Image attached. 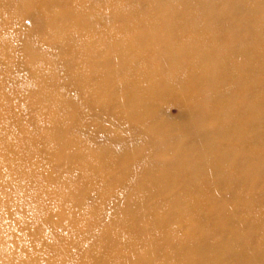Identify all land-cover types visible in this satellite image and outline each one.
Instances as JSON below:
<instances>
[{
    "label": "bare ground",
    "instance_id": "obj_1",
    "mask_svg": "<svg viewBox=\"0 0 264 264\" xmlns=\"http://www.w3.org/2000/svg\"><path fill=\"white\" fill-rule=\"evenodd\" d=\"M15 1L37 0H0V264H19L14 247L33 264H264V0H99V22L82 5L51 13L67 83L142 125L122 145L82 133L59 61L28 32L3 38ZM155 95L179 100L180 129L155 117Z\"/></svg>",
    "mask_w": 264,
    "mask_h": 264
},
{
    "label": "rangeland",
    "instance_id": "obj_2",
    "mask_svg": "<svg viewBox=\"0 0 264 264\" xmlns=\"http://www.w3.org/2000/svg\"><path fill=\"white\" fill-rule=\"evenodd\" d=\"M39 1L40 0H37L29 8L25 9V11L22 10L23 7L16 5L18 2L15 1L13 4L14 7L10 10L9 16H7L5 35L3 38L13 43H19L22 41L21 32H28L33 39L34 45L37 47V50L41 52H49L53 59L59 61V67L57 70L59 91L63 96V99L72 100V102L79 101L80 107L77 108L78 111L82 113V116L80 117V127L82 128L81 131L84 135L90 136L94 134L97 142L105 141L113 135L115 136L117 145L132 141H140L144 136V129L137 121L128 120L121 114H115L108 109V107L91 103L86 104L84 100L80 99V87L76 85L75 82H73L74 84L67 83V80H70L69 67L66 63L60 60V49L54 41L49 39L48 36L51 27V23L49 22L51 13L63 7L73 10L79 8V5H82L85 7V10L81 17L88 22H95L97 20L99 22V0H55L47 6L42 5ZM136 7L141 8L142 6L141 4H138ZM140 18V15H135L133 21H138ZM55 22L58 25H61L58 18L55 19ZM203 24L204 23H202L201 20H197L190 25L201 29L204 26ZM231 24L237 28L242 26L239 22L230 23V25ZM77 27H79V25H77ZM79 32H81V29ZM221 34L222 32H220L219 35L223 36ZM214 38H216V34L214 35ZM17 76L22 83L20 87H23L24 90H30L37 83V78L28 69L18 72ZM154 114L160 121L169 123L176 131L180 129L179 125L184 122V116H186L183 106L177 98L172 96L159 97L157 95H155ZM124 186L125 185H118L112 187V189H110V196L114 199L120 197L124 190ZM228 192L229 191H227L226 194H229ZM92 200L95 203L99 202L98 197H93ZM259 203L260 202H258V204ZM61 205L65 206L66 204L62 202ZM261 207L264 208V201H262ZM2 217L6 222L9 221L10 223V219L15 217V214L11 212L9 217L6 214ZM203 225L208 229H212L214 227L213 218H211V216L206 217L203 221ZM14 249L16 250L13 252L15 259H17L19 264H33L31 261L32 259L30 260V255L34 251L30 252L27 249V252H24L23 254L18 251L19 248L14 247Z\"/></svg>",
    "mask_w": 264,
    "mask_h": 264
}]
</instances>
